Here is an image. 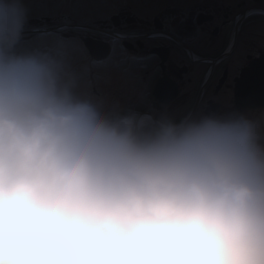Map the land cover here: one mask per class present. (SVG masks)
<instances>
[{
  "label": "clouds",
  "instance_id": "9594fccd",
  "mask_svg": "<svg viewBox=\"0 0 264 264\" xmlns=\"http://www.w3.org/2000/svg\"><path fill=\"white\" fill-rule=\"evenodd\" d=\"M0 25V264H264V139L244 115L122 113Z\"/></svg>",
  "mask_w": 264,
  "mask_h": 264
},
{
  "label": "flooded vegetation",
  "instance_id": "af4514ba",
  "mask_svg": "<svg viewBox=\"0 0 264 264\" xmlns=\"http://www.w3.org/2000/svg\"><path fill=\"white\" fill-rule=\"evenodd\" d=\"M54 1L61 15L23 23L14 50L64 61L79 96L176 121L264 113L234 97L242 71L264 56V0Z\"/></svg>",
  "mask_w": 264,
  "mask_h": 264
},
{
  "label": "rangeland",
  "instance_id": "374dc122",
  "mask_svg": "<svg viewBox=\"0 0 264 264\" xmlns=\"http://www.w3.org/2000/svg\"><path fill=\"white\" fill-rule=\"evenodd\" d=\"M56 5L58 4L54 0H0V23L11 29L19 20L25 23L33 18H40L48 14L56 17L53 14V12L56 13V11H53L57 10ZM80 8L77 10L78 14H84L85 11L80 10ZM57 15L61 14L58 13ZM72 16L74 17L76 14ZM102 18L103 16L94 15V18H90L89 22ZM58 20H61V18L54 19L52 22L56 24ZM255 118L258 120V123H256L257 131L264 139V114L255 116Z\"/></svg>",
  "mask_w": 264,
  "mask_h": 264
},
{
  "label": "water",
  "instance_id": "95a60500",
  "mask_svg": "<svg viewBox=\"0 0 264 264\" xmlns=\"http://www.w3.org/2000/svg\"><path fill=\"white\" fill-rule=\"evenodd\" d=\"M250 80L251 75L245 72L241 84L236 90L238 103L253 107H264V80L259 79V77H255L253 83Z\"/></svg>",
  "mask_w": 264,
  "mask_h": 264
},
{
  "label": "snow or ice",
  "instance_id": "6c2138e0",
  "mask_svg": "<svg viewBox=\"0 0 264 264\" xmlns=\"http://www.w3.org/2000/svg\"><path fill=\"white\" fill-rule=\"evenodd\" d=\"M251 14V13H250Z\"/></svg>",
  "mask_w": 264,
  "mask_h": 264
}]
</instances>
